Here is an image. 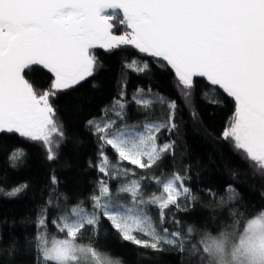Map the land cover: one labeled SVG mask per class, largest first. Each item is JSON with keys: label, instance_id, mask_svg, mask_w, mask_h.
<instances>
[{"label": "snow or ice", "instance_id": "6c2138e0", "mask_svg": "<svg viewBox=\"0 0 264 264\" xmlns=\"http://www.w3.org/2000/svg\"><path fill=\"white\" fill-rule=\"evenodd\" d=\"M118 12L124 26L120 34L113 31L112 23ZM126 46L152 63L122 58L117 95L98 117L86 121L98 140L97 162L89 167L101 174L87 197L89 203L78 199L60 210L59 200L67 203L69 199L60 193L53 204L51 194L60 182L55 169L51 170L53 187L37 213L34 236L25 229L23 253L31 255L33 264H114L113 254L100 248L106 219L123 242L153 251H163L164 245L174 249L180 254L177 264H184V256L189 257L187 264H264V209L245 216L229 208L228 221L200 232L192 244L188 238L197 230L189 225L182 234L176 218V213L187 214L199 202L190 187L191 166L183 175L173 170L168 175L138 178L132 167H122L126 162L150 170L166 154L175 158L172 136L179 135L184 123L178 120L179 112L187 111L192 124L203 125L196 106L197 78H203L206 87L199 88L201 100L213 108H223L228 98L233 102L219 135L207 128L205 132L228 144L264 177V0H0V135L16 134L37 142L49 162L57 160L65 132L53 101L103 67L97 49L111 54ZM153 65L174 73L180 104L154 91L151 84L146 89L138 85L127 95L128 72L147 77ZM34 66L52 75L47 89L38 90L26 78ZM130 106L144 118L128 124ZM156 107L164 111L160 118L150 119ZM162 132L168 139L160 142ZM106 147L112 149L115 162ZM25 155L22 147H15L8 156L9 166L17 169ZM6 179L0 178V198L16 199L29 189L27 182L6 187ZM146 183L157 185L160 193H146ZM197 191L204 192L217 208L239 197L232 185L225 186L223 195L211 188ZM49 207L57 210L52 219ZM170 207L176 212L168 215L167 223L176 230L165 227V210ZM152 208L158 212L156 219ZM29 221L26 217L20 223ZM49 224L62 237L50 234ZM20 253L19 239L13 238L7 258L14 261ZM137 258L144 254L137 253Z\"/></svg>", "mask_w": 264, "mask_h": 264}, {"label": "trees", "instance_id": "16d2710c", "mask_svg": "<svg viewBox=\"0 0 264 264\" xmlns=\"http://www.w3.org/2000/svg\"><path fill=\"white\" fill-rule=\"evenodd\" d=\"M122 15L117 13L112 21L116 34L124 30V26L119 23ZM96 54L103 67L99 68L93 77L88 78L75 89L59 93L53 101L57 110V115L64 125L65 140L58 150V159L49 162L46 159V151L37 142H28L16 134L0 135V178L6 177L5 186L27 182L29 189L26 193L16 199L0 198V264H33L31 255L23 253L25 229L28 236L35 234V221L37 213L41 207L45 206V201L49 197V189L53 186L49 176L51 170L55 169V175L59 180V186L52 192V203L58 202L60 193L65 194L69 199L67 203L59 200L60 210L71 206L78 199H83L85 205L89 203L88 195L93 190L99 174L94 167H89L91 162L96 164L98 158V140L86 127V121L98 117L101 109L109 104L113 96L119 91L118 80L121 78V59L135 57L137 59H147L151 65V58L143 57L131 46H126L113 53H106L102 49H97ZM129 82L126 86V93L131 96L137 86L145 89L151 84L153 90H159L161 94L176 99L180 104L174 84V73L172 71L160 70L152 66L150 76H140L128 72ZM34 84L38 90L47 89L52 75L40 66H34L33 71L26 77ZM198 90L196 95V106L199 110L203 125L192 124L187 111H180L178 120L182 118L184 123L180 125L179 135L173 134L172 139L176 140L175 158L165 155L157 166L150 170L136 169L126 162L122 167H132L136 177L142 175L160 176L162 173L168 175L175 170L181 175L185 168L191 166L189 175L191 176L190 187L195 195H198L199 202L194 203L187 214L176 213V218L181 221L180 231L185 233L186 228L191 225L194 232L188 239L192 244L196 243V236L203 231L213 230L214 224H221L228 221L227 210L236 208L245 216L264 209V177L255 173L252 167L239 154L230 150V146L223 141L217 142L205 132V128L218 136L224 126L225 119L229 117L233 110V102L226 99V106L223 108H213L206 104L199 97V88L206 87L203 78H197ZM95 85V86H94ZM182 108L183 105L181 104ZM126 117L128 124H134L144 118L142 113H138L133 106L128 109ZM164 111L159 107L153 110L150 119L160 118V113ZM213 112L214 115H210ZM115 119V117H113ZM159 141L168 139L165 133H161ZM15 147H22L26 152L23 160L17 169L9 166L8 156ZM111 161H116V156L110 147H106ZM174 165V168H173ZM198 173V174H197ZM111 187H117L116 182H110ZM232 185L239 192V197L230 205L222 208L214 206V202L198 188H211L218 195L225 193V186ZM146 193H160V189L154 183L144 185ZM126 196L124 202H126ZM166 212L165 227L176 230L175 225L167 223L170 213H175L174 207H170ZM57 210L49 207L48 217L54 218ZM154 219L158 217L155 208L151 209ZM30 221L21 225L24 218ZM212 217H216L214 221ZM48 232L56 237H62L56 229L49 224ZM100 236V248L113 254L114 260L120 264H177L179 253L169 246L164 245L163 251H153L134 246L130 242H123L110 223L105 219L102 222ZM13 238H18L21 253L15 256L14 261H9L6 255L9 242ZM137 253H143L144 258H137ZM118 258V259H115ZM189 257L184 256V264H187Z\"/></svg>", "mask_w": 264, "mask_h": 264}, {"label": "rangeland", "instance_id": "374dc122", "mask_svg": "<svg viewBox=\"0 0 264 264\" xmlns=\"http://www.w3.org/2000/svg\"><path fill=\"white\" fill-rule=\"evenodd\" d=\"M119 13V12H118ZM114 264H118L115 260H114Z\"/></svg>", "mask_w": 264, "mask_h": 264}, {"label": "water", "instance_id": "95a60500", "mask_svg": "<svg viewBox=\"0 0 264 264\" xmlns=\"http://www.w3.org/2000/svg\"><path fill=\"white\" fill-rule=\"evenodd\" d=\"M120 13V12H119ZM122 15V13H120ZM41 67V66H40Z\"/></svg>", "mask_w": 264, "mask_h": 264}]
</instances>
